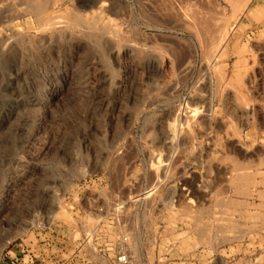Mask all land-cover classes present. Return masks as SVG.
<instances>
[{"label": "rangeland", "instance_id": "374dc122", "mask_svg": "<svg viewBox=\"0 0 264 264\" xmlns=\"http://www.w3.org/2000/svg\"><path fill=\"white\" fill-rule=\"evenodd\" d=\"M98 206L264 264V0H0V264H63Z\"/></svg>", "mask_w": 264, "mask_h": 264}, {"label": "built area", "instance_id": "2783aa9c", "mask_svg": "<svg viewBox=\"0 0 264 264\" xmlns=\"http://www.w3.org/2000/svg\"><path fill=\"white\" fill-rule=\"evenodd\" d=\"M141 180V179H140ZM146 182L142 178L141 194L147 193ZM141 187V186H140ZM149 189V188H148ZM138 199H145V195ZM96 223L90 230L83 229L76 237L67 235L66 245L69 250L63 264H178V257L167 256L168 250L178 246V242L164 236L161 232L149 228L151 223H143L139 228L138 216L135 217L136 230L124 227L114 230L102 229L99 226L108 217L102 206L93 209ZM118 221V217H115ZM147 224L148 227H144ZM176 243V244H175ZM46 245V243H42ZM163 249L161 255L159 251ZM152 253V258L149 254ZM154 253H156L154 255Z\"/></svg>", "mask_w": 264, "mask_h": 264}, {"label": "bare ground", "instance_id": "6f19581e", "mask_svg": "<svg viewBox=\"0 0 264 264\" xmlns=\"http://www.w3.org/2000/svg\"><path fill=\"white\" fill-rule=\"evenodd\" d=\"M207 1V0H206ZM229 3V2H228ZM230 3H231V1H230ZM186 4V3H185ZM210 5V4H209ZM202 7V6H201ZM190 8V7H189ZM213 8V7H212ZM206 9V8H205ZM209 9V8H208ZM180 10V9H179ZM189 11V10H188ZM203 11V10H202ZM211 11V10H210ZM215 11V10H214ZM218 11V10H217ZM187 12V11H186ZM199 12V11H198ZM201 12V11H200ZM212 12H213V10H212ZM216 12V11H215ZM215 12H213V13H210L211 14V16H207L206 15V13L204 14L205 15V19H204V23H203V18H204V15H203V17H201L202 16V14L201 15H199L200 17H201V20H199L198 19V22H200V24H202L203 23V28H202V32H201V30H200V32L199 33H203L204 32V34L205 35H203V36H206V38L205 39H203V40H207L206 42H207V44H209V47H207V48H209L210 49V52L211 51H213V53H215V51H214V48L213 47H216L218 44V41H219V39L220 38H222L224 35H226L225 33H224V26H223V28L218 24V19H220V17H215V15H217V14H215L214 15V17H213V15L212 14H214ZM201 13H203V12H201ZM181 14V13H180ZM179 14V15H180ZM199 14V13H198ZM207 14H208V11H207ZM209 14V15H210ZM176 15V14H175ZM182 15V14H181ZM186 15V14H185ZM191 15H194V12H193V14H191ZM220 15V14H219ZM184 16V15H183ZM195 16V15H194ZM199 16H198V18H199ZM218 16V15H217ZM225 17V16H224ZM186 18V17H185ZM190 18V17H189ZM192 18V17H191ZM196 20H197V15H196ZM194 18V19H195ZM187 19V18H186ZM223 19V18H222ZM222 19H220V22H221V20ZM192 20V19H191ZM194 21V20H193ZM187 22V21H186ZM191 22V21H190ZM197 22V21H196ZM222 23V22H221ZM3 24V23H2ZM189 24H191V23H189ZM199 24V23H198ZM196 25V27L197 26H199V25ZM202 27V26H201ZM201 27H200V29H201ZM198 29H199V27H198ZM111 30H113V29H111ZM116 30V29H115ZM219 34V36H217L219 39H217L216 37H215V35L216 34ZM201 34H199V36L201 35ZM115 36V35H114ZM194 37V36H193ZM200 37H202V35L200 36ZM202 38H204V37H202ZM201 38V39H202ZM215 38H216V40H215ZM202 41V40H201ZM204 41V42H205ZM209 42V43H208ZM221 42V41H220ZM4 43V42H3ZM200 43V42H199ZM203 43V42H202ZM6 44V43H5ZM217 44V45H216ZM213 46V47H211V46ZM216 45V46H215ZM4 46V45H3ZM201 46V45H200ZM205 46H206V44H205ZM208 46V45H207ZM204 47V46H203ZM211 48L213 49V50H211ZM203 49V48H202ZM207 50V49H206ZM208 51V54L207 55H209L210 57H211V55L209 54L210 52H209V50H207ZM206 52V51H205ZM204 54H206V53H204ZM206 56V55H205ZM204 56V57H205ZM209 56L207 57V58H209ZM206 58V59H207ZM213 59V58H212ZM205 61H207V60H205ZM15 75V74H14ZM14 79V78H13ZM18 92V91H17ZM28 93V92H27ZM33 101H35V99H32ZM34 103V102H33ZM9 121V120H8Z\"/></svg>", "mask_w": 264, "mask_h": 264}]
</instances>
